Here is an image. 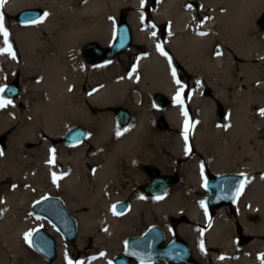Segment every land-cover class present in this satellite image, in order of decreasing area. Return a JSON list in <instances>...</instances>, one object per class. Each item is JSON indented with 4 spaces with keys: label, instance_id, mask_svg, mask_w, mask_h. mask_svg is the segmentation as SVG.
Listing matches in <instances>:
<instances>
[{
    "label": "bare ground",
    "instance_id": "obj_1",
    "mask_svg": "<svg viewBox=\"0 0 264 264\" xmlns=\"http://www.w3.org/2000/svg\"><path fill=\"white\" fill-rule=\"evenodd\" d=\"M202 3L211 6V18L200 29L207 31L205 35L197 33L195 6L186 10L183 0H162L159 17L171 21L172 32L164 47L156 43V28L141 30V18L129 13L134 43L144 45L146 54L137 59L134 72L128 76L121 73L118 58L88 67L79 49L89 40L107 47L113 40L114 26L105 21L117 15L122 5L137 8L143 0H6L0 12L14 58L3 51L8 45L0 34V87L18 75L27 88L21 103L14 101L0 108V137L11 132L6 150L0 147V180L11 176L16 183V192L0 196V264H68L69 260L73 264H113V259L123 254L126 238L137 237L143 223L161 226L167 241L174 234L184 238L201 264H264V116L259 115L264 109V32L257 19L264 0ZM57 4H61L62 23L56 18ZM219 4L224 10L216 8ZM36 7L47 13L42 22L18 25L12 21L22 10ZM87 17L93 21L85 23ZM238 58L245 62L237 65ZM178 63L190 74L206 78L207 86L193 93L194 114L189 117L175 100L182 84L177 85L172 75ZM86 77L95 90L84 96L81 81ZM211 89L215 102L205 94ZM24 95L33 98L28 115L20 109L27 103ZM157 95L174 105L159 106ZM219 102L228 111L223 125L214 114ZM116 105L133 113L125 129L115 115L93 114V108ZM162 117L174 133L156 129ZM74 124L98 125L89 138L95 154L88 161L96 165L90 181L84 172V143L70 147L54 144ZM182 158L187 160L179 170L182 183L159 199L137 194L131 199L129 212L114 214L113 206L143 185L146 171L142 164L169 173ZM56 160L66 166L64 175L57 174ZM120 164L127 165L135 180L126 190L113 189L121 182L114 170ZM209 170L247 177L232 206L235 220L228 218L230 207L212 214L194 195L197 191L193 187L202 188ZM24 186L63 193L75 212L79 228L76 243H68L53 226L47 229L58 243L53 263L33 251L30 237L25 239L46 221L36 222L32 216L33 192H17ZM239 228L243 236L250 237L246 245L237 243Z\"/></svg>",
    "mask_w": 264,
    "mask_h": 264
},
{
    "label": "water",
    "instance_id": "obj_2",
    "mask_svg": "<svg viewBox=\"0 0 264 264\" xmlns=\"http://www.w3.org/2000/svg\"><path fill=\"white\" fill-rule=\"evenodd\" d=\"M42 9L32 8L19 12L16 20L20 24H32L42 20ZM115 39L107 47L97 42L86 44L82 51L92 64L111 61L128 51L133 42L134 34L128 17L121 16L115 31ZM22 95V87L18 81L5 87L3 96L9 100L19 99ZM156 103L164 107L167 99L163 95L155 97ZM223 114V112H221ZM118 125L121 128L128 127L131 121V113L126 108H118L115 111ZM164 127V122L161 123ZM89 137V131L84 126H77L68 130L62 137V143L68 146H77L84 143ZM246 183V176L241 173H223L209 176L204 187L208 191L205 205L208 209H220L221 207L236 204L241 190L239 185ZM172 184V179L154 174L152 181L145 187L150 196H160L165 189ZM239 190V194L238 193ZM131 208L128 201H119L114 205L115 213L126 214ZM32 212L40 218L49 221L68 242H74L78 237V222L70 214L63 200L58 197L46 196L31 206ZM36 253L46 261L52 262L58 256V243L54 236L44 229L33 232L30 240ZM136 261L140 264H149L163 261L166 264H199L193 254L190 244L181 237L167 241L164 229L159 225L150 226L142 235L129 238L126 242V250L123 256L116 257L114 264H132Z\"/></svg>",
    "mask_w": 264,
    "mask_h": 264
},
{
    "label": "rangeland",
    "instance_id": "obj_3",
    "mask_svg": "<svg viewBox=\"0 0 264 264\" xmlns=\"http://www.w3.org/2000/svg\"><path fill=\"white\" fill-rule=\"evenodd\" d=\"M161 5H162V0H143V5H141L140 7H137V8H134V7L129 6V5H122L120 7V10H119L118 14L115 15L113 18L111 17V18L107 19L105 21V23L108 24L109 27L111 25H113L114 29H115V27L117 26L121 16L128 17L129 13L134 12L135 14H137L139 16V18H141L140 29L149 32L152 28H156L157 34L154 35V38L156 39V43L159 46L164 47V44L166 42L171 41L172 32L170 31V28H169V24L171 23V21L165 19L166 18L165 16H163V18L159 17V16H162V15H159V9H160ZM193 6H195L196 10H197L196 15H195V22L199 24L198 31L197 30L196 31H197V33L199 35H202L201 33H204L203 35H205L207 33V31L200 30V29H204L205 28V25H204L205 22H207L211 18V15H210L211 6L210 5L207 6L206 4L202 3V0H183L182 8L184 7L186 10H188L190 7L193 8ZM221 7H223L222 4H219V5L216 6V8H218L219 10H224ZM36 8L42 9L43 12H44V17H45V10L43 8H40V7H36ZM56 9H57L56 11L58 13L56 18L58 19L59 23L60 22L62 23L64 21V16L61 14V4H57ZM204 9H207V12H203ZM16 16H17V14L12 17V21L17 23L18 25H24V24H20L16 20ZM43 19L41 21H39V22H36V23L42 22ZM257 19H258V21H259V23L261 25V28H262L261 31L264 32V7L262 8V11L258 15ZM83 20H84L85 23H90V22L93 21V19L89 18V17H87V18H85ZM27 25H30V24H27ZM43 34H44L45 37L48 36V33L46 31H43ZM114 36H115V32L113 31V38H114ZM150 38H152V36H150ZM90 42H97V41L89 40V41L83 43L82 46L79 49V54L83 57V59L86 62L88 67H92L93 65L94 66L95 65H100V64H92V63H90L89 61H87V59L85 58V56L83 54V51H82L83 47L86 44L90 43ZM145 54H146V47L144 45L135 44L133 42L132 47L128 51H126L125 53H123V54H121V55H119L118 57L115 58V59H117V58L119 59V68L121 69V73H123V74L127 73L128 76H131L132 73L134 72L133 69L135 68L137 59L139 57L145 55ZM244 62L245 61L240 59V58H238L236 60V64L237 65H240V64H242ZM106 63H108V62H106ZM101 64H105V63H101ZM177 67L178 68H177V71H176L175 80H179L182 83L181 85L183 86V92L181 93L182 103H177V104H179L182 107V109H184V112H186L187 116L189 117V116L194 114V111H193L194 108H193V103H192L193 102L192 101L193 93H195L197 91V89L201 88L202 86L203 87L207 86L206 83H205L206 78L204 77L205 75L201 76L200 74H197V73L190 74L189 71L185 68V66L182 63H178ZM211 77H212V75H210V78ZM15 81L20 82L23 91H25V88H27L26 84H24L22 82L21 78L18 75H16L14 78L10 79L6 83V86L8 84H11L12 82H15ZM81 87H82V95H84V96L89 94L90 92H93L95 90L94 85L89 81L88 77L84 78L81 81ZM245 88H246L245 90H248V87L245 86ZM227 89L229 91L228 87H227ZM22 95H23V93H22ZM2 97L5 100H8V99H6L3 96V93H2ZM207 97H208V99H210L213 102H215L214 101L215 97L213 96V90L212 89L210 90V96H207ZM21 99H22V97H21ZM24 99H25V101L27 103H25V104L22 103V105H20V109L23 111L24 115L25 114L28 115V112H30V109H31L32 104H33V98L31 96H29V95H24ZM14 101H17V103H21L22 102V100H20V99L12 100L11 102H14ZM171 102L172 101H170V105H174V103L173 102L171 103ZM29 104H30V106H29ZM217 106H218V108H220V110L224 111V113L228 112L226 107L224 105H222V103L219 102L217 104ZM118 108H126V107H124L122 105H116L114 107H106V108L104 107V108H97V109L93 108L92 110H93V114L95 116H106V115H111V114L115 115V111ZM126 109H128V108H126ZM128 110L131 112L132 117H133L132 111L130 109H128ZM214 114L216 115L217 122H219L218 124L219 125H223L224 119H226V118H223L222 115H220V113L216 109V107H215ZM227 115H228V113H227ZM159 119H164L165 120L164 117L159 118ZM77 125H81V124H74V125L70 126L69 128H67L65 130V132L68 131L70 128H72L74 126H77ZM84 126H86V125H84ZM95 126H98V125L96 124V125H93V126H86L89 129L91 136L93 135V133H95L94 131L97 128ZM167 126H168L169 129L166 128V130H163V131L168 132V133H174L175 132L172 128H170L169 125H167ZM156 129L157 130H161L162 128H160L158 126V124H157ZM10 134H11V132H5V134L0 137V147L4 148L3 149L4 151L6 150L5 146H7V142L9 140ZM54 144L57 147H59V146L67 147V146H65V145H63L61 143V138L56 140V141H54ZM84 145L86 146L85 148H87L86 152H85V157H84L85 158L84 159L85 165L87 166V168H86V170L84 172H85L86 178H88L89 181H90L92 179V175L96 171V165H95V163H89L88 159L95 154V146L91 142V139H88L84 143ZM178 161L180 163H185L187 160L182 158V160L178 159ZM53 164H54V162H52V165ZM56 165H57V169L59 170V172L57 174L62 173V175H64L66 166L63 163H61L60 161H57V160L55 161V166ZM207 166L210 169V167H209L210 165L208 164ZM141 167L143 168L144 171H146V169L157 168L156 166L150 165V164H142ZM114 170H115V172L117 174L120 175L119 177H120V180H121V182L119 184H115V188L113 186L114 190H117L118 188L126 190V189H128V187L130 185L133 184V182H135V180L132 178V175L128 172L127 165H122V164L117 165L116 167H114ZM145 174H146V178H145V181L142 183L143 185L140 188H135L134 192H131V194H129L128 197L126 199H124V201H128V202L131 203V199L133 198V196H135L137 194H142L144 197H152V196H149L144 190L146 184H148V182H150V179H151L148 172H146ZM209 174H213V173L210 171ZM5 179L6 180H0V196H1L2 192H16L15 179L13 177H11V176H7ZM246 179H247V177H246ZM182 182H183V180L181 182H179V183H182ZM18 188L20 190L17 191V192H33V196H32L31 202H30V206H32L33 203L37 202L38 200H40V199H42V198H44L46 196H53V197L60 198L65 203V205L68 208L70 214L75 218V212L70 208L69 201L67 200V197L63 195V193H59V192H55V191L40 192L39 190H35V188H30L29 189V188H27L25 186L21 187V188L18 187ZM193 188L198 190L197 192H193V193H194V195L197 198H199L202 201V203L205 206V199L208 197V192L204 189L203 183H202V188H201L202 190L200 189L199 185L196 186V187H193ZM166 193H168V192H166ZM165 195L166 194H163L162 196H158V197H165ZM232 206L233 205L227 206V207H230L229 208V212H228V218L231 219V220L232 219L235 220L236 214H235L234 209L232 208ZM205 208L207 209V207H205ZM214 211L215 210H212L210 212L212 214H214ZM30 212H31L32 216L35 217L36 222L43 220V219L39 218L38 216H36L32 212L31 207H30ZM43 221H46V220H43ZM183 222L191 223L187 219L183 220ZM49 225L52 226L48 221L44 222L43 227L35 228L32 231V234L37 229L47 230L49 228ZM152 225H157V224L147 225V224L143 223L141 225L140 233L138 234V236L142 235ZM173 225H174L173 230H176L177 225L175 223ZM194 226H197L199 228H204L202 225H198V224H194ZM236 233L238 234L237 243L239 245H246L248 243L250 237L243 236L241 228H239L236 231ZM31 236H30V239H31ZM132 237H134V236H130V237L126 238V240H125V248H126V241L129 238H132ZM178 237H179L178 235L174 234L171 239H168V241H171V240H173L175 238H178ZM76 240L74 242H72V243H70L68 241L67 242L70 243V244H74V243H76ZM29 243H30V240H29ZM30 246H31V244H30ZM125 248H124L123 254H121L120 256L125 254ZM38 256H40V255H38ZM54 261L49 262V263H53ZM113 261H114V259H113ZM198 263L201 264L199 261H198ZM133 264H139V263L134 261Z\"/></svg>",
    "mask_w": 264,
    "mask_h": 264
},
{
    "label": "snow or ice",
    "instance_id": "obj_4",
    "mask_svg": "<svg viewBox=\"0 0 264 264\" xmlns=\"http://www.w3.org/2000/svg\"><path fill=\"white\" fill-rule=\"evenodd\" d=\"M5 3H6V0H0V8H2ZM46 15H47V13H45V16ZM0 34H2L4 37V43L8 45V47L3 49V51L7 52L9 55H13V58H14V53L12 52L11 45L8 43V40H7L9 33L4 26V14L2 12H0ZM201 34L203 35L204 33H201ZM153 35H155V33H153ZM158 49H159V46H158ZM160 50L163 51L162 49H160ZM217 54H219V53H217ZM172 75H173V77H175V75H176L175 69H173ZM176 83H177V85H180L179 80H176ZM4 91H5V88L0 87V93H3ZM182 92H183V86L181 85L180 88L178 89L177 95L175 97L176 103H182V100H181V93ZM8 104H11V100H5L2 96H0V108H3ZM185 115H187L186 112H185ZM259 115L264 116V109L259 110ZM116 134L119 136L121 133L119 131H117ZM185 140H187V124L185 125ZM52 151L54 152L55 150L53 149ZM0 155H3V152H0ZM56 179H57V177L55 176V174H53V181L55 182ZM243 187H244V184L241 183L239 185V190H242ZM239 190H238L237 194H239ZM157 199H159V197H157ZM201 206L203 207V204ZM113 211H114V214H116L115 209H113ZM31 235H32V233H27L25 235V239L28 240V238ZM201 248L203 249V244H201ZM261 258L264 259V257H261ZM68 264H73V262L71 260H69Z\"/></svg>",
    "mask_w": 264,
    "mask_h": 264
},
{
    "label": "flooded vegetation",
    "instance_id": "obj_5",
    "mask_svg": "<svg viewBox=\"0 0 264 264\" xmlns=\"http://www.w3.org/2000/svg\"><path fill=\"white\" fill-rule=\"evenodd\" d=\"M205 94L207 96H210V92L208 90L205 92ZM167 103H168L167 106H169V104H170L169 100H167ZM216 109L219 111V113H221V110H220V108H218V106H216ZM162 121L164 122V125H165L164 127H162V125H161ZM157 124H158V126L160 128H162V130H166V128L169 129L168 126H167V122L165 120L160 119L157 122ZM179 160H182V159H179ZM183 164L184 163H180L179 161L176 162V164L174 166V169L171 172H169V173H163L158 167L157 168L146 169V172H148L149 175H150V178H151L150 181H152V178H153V175L154 174L159 175V176H163V177H169V178H171L172 179V184H170V186H168L165 189V191H164V192H168V191H170V189L172 187H174L176 185H179L180 184L179 182L182 181V176L179 173V170H180L181 165H183ZM209 175H210L209 174V171H205L204 178L205 177H208ZM196 191H198V190L196 189Z\"/></svg>",
    "mask_w": 264,
    "mask_h": 264
}]
</instances>
